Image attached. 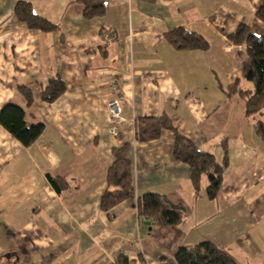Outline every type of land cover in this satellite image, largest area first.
Wrapping results in <instances>:
<instances>
[{
  "label": "crops",
  "instance_id": "obj_1",
  "mask_svg": "<svg viewBox=\"0 0 264 264\" xmlns=\"http://www.w3.org/2000/svg\"><path fill=\"white\" fill-rule=\"evenodd\" d=\"M18 1L56 28L26 26L14 13ZM260 3L106 0L104 14L88 19L77 0H0V110L14 103L27 126L44 125L25 146L0 124V264H117L122 253L130 264H175L180 246L202 241L236 264H264V138L244 100L229 93L234 84L253 88L245 47L229 35L246 24L264 36ZM178 28L208 47L176 49L166 34ZM52 77L64 89L47 101L40 90ZM116 96L122 118L112 122L107 102ZM161 115L198 149L227 157L214 199L206 178L195 189L189 166L174 158L173 131L135 139L138 118ZM124 144L135 195L105 211L104 175ZM147 192L179 206L180 221L140 216L136 199Z\"/></svg>",
  "mask_w": 264,
  "mask_h": 264
},
{
  "label": "trees",
  "instance_id": "obj_2",
  "mask_svg": "<svg viewBox=\"0 0 264 264\" xmlns=\"http://www.w3.org/2000/svg\"><path fill=\"white\" fill-rule=\"evenodd\" d=\"M83 6L85 18L99 17L104 14L106 0H77ZM152 1V0H150ZM17 18L32 29L52 31L56 25L46 18L37 16L30 4L18 1L14 7ZM255 16L264 22V0L255 10ZM235 44L245 47L249 64L245 71L247 80L253 83L251 90L240 88L238 84L229 86V93L236 92L244 100L245 115L256 118L255 130L264 138V120L258 119L264 107V36L252 33L246 24H240L229 35ZM166 39L176 49H206L208 43L200 36L184 29H175L166 34ZM64 89L63 82L58 77H52L48 85L40 90L42 98L47 101L54 100ZM26 99H30V92L20 87ZM0 124L8 130L23 145L28 146L42 132L44 125L34 123L29 126L24 121L22 107L8 103L0 110ZM135 139L149 141L160 136L162 130L169 129L174 133L173 156L175 159L189 166L191 181L195 189L200 186L201 178H206L204 188L208 199H214L221 185L222 173L227 164L225 156L221 161L207 151L195 147L186 137L179 134L172 126L167 115L159 117H140L135 123ZM129 144L112 151L113 161L107 168L104 179L106 183L99 206L102 210H109L118 203L134 198L131 162L129 159ZM50 183L59 191V180L48 176ZM136 209L140 216L163 226H170L180 221L179 206H168L163 198L153 192H147L137 197ZM175 264H236V262L223 250L217 248L209 241H202L192 246H180L174 254ZM117 264H130L126 254L117 257Z\"/></svg>",
  "mask_w": 264,
  "mask_h": 264
},
{
  "label": "built area",
  "instance_id": "obj_3",
  "mask_svg": "<svg viewBox=\"0 0 264 264\" xmlns=\"http://www.w3.org/2000/svg\"><path fill=\"white\" fill-rule=\"evenodd\" d=\"M108 36V34H106ZM112 90H117V84L114 82L111 85ZM121 108H122V98L119 96L113 97L107 102V111L109 120L112 122H116L120 120L121 117Z\"/></svg>",
  "mask_w": 264,
  "mask_h": 264
},
{
  "label": "rangeland",
  "instance_id": "obj_4",
  "mask_svg": "<svg viewBox=\"0 0 264 264\" xmlns=\"http://www.w3.org/2000/svg\"><path fill=\"white\" fill-rule=\"evenodd\" d=\"M252 85H253V83H252ZM238 86H240V88H244V86H243V84L241 85V83H239V85ZM247 89V88H246ZM234 93H236V92H234ZM238 94V93H237ZM261 112H262V114L261 115H259V114H257L256 115V117L258 118V119H262V120H264V107L261 109Z\"/></svg>",
  "mask_w": 264,
  "mask_h": 264
},
{
  "label": "water",
  "instance_id": "obj_5",
  "mask_svg": "<svg viewBox=\"0 0 264 264\" xmlns=\"http://www.w3.org/2000/svg\"><path fill=\"white\" fill-rule=\"evenodd\" d=\"M150 222L149 221H146V224H149Z\"/></svg>",
  "mask_w": 264,
  "mask_h": 264
}]
</instances>
